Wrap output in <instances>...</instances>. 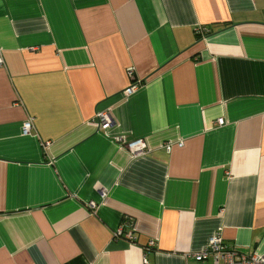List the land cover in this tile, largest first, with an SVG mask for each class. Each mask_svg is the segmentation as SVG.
<instances>
[{"label":"crops","instance_id":"0c3cea01","mask_svg":"<svg viewBox=\"0 0 264 264\" xmlns=\"http://www.w3.org/2000/svg\"><path fill=\"white\" fill-rule=\"evenodd\" d=\"M0 56V264L264 255V0H0Z\"/></svg>","mask_w":264,"mask_h":264},{"label":"built area","instance_id":"2783aa9c","mask_svg":"<svg viewBox=\"0 0 264 264\" xmlns=\"http://www.w3.org/2000/svg\"><path fill=\"white\" fill-rule=\"evenodd\" d=\"M3 62L0 56V66ZM131 75V71H130ZM139 85L133 84L127 87L123 93L128 96L136 91ZM97 121L101 128L109 127L112 124L110 116L105 112H99L96 115ZM216 123L221 126L223 125V119H217ZM31 128L30 123H25L23 125V134H28L29 129ZM125 148L134 156L143 155L145 152V144L141 139H137L125 145ZM165 149L169 150V146L166 145ZM91 208H94L93 203H89ZM122 232H119L117 236L121 235ZM125 236L131 239L132 233L128 232ZM193 259L196 262H206L211 261L213 264H264V255L252 254L244 255L239 253L235 248L226 246L221 239V236L218 233L212 235L205 247L201 249L198 253L193 255Z\"/></svg>","mask_w":264,"mask_h":264}]
</instances>
